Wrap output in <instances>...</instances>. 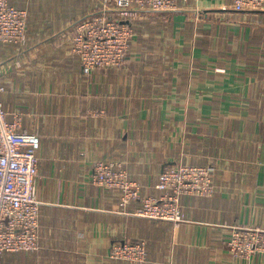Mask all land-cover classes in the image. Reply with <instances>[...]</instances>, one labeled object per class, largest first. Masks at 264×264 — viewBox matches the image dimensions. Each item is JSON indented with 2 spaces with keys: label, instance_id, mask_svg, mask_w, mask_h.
Listing matches in <instances>:
<instances>
[{
  "label": "crops",
  "instance_id": "crops-1",
  "mask_svg": "<svg viewBox=\"0 0 264 264\" xmlns=\"http://www.w3.org/2000/svg\"><path fill=\"white\" fill-rule=\"evenodd\" d=\"M29 12L26 39L0 43L8 118L40 138L39 248L1 264H131L117 240L147 241L142 264H264L236 255L235 226L264 230V10L232 0L141 11L119 68L84 73L72 52L79 20L105 0H10ZM121 162L142 195L177 163L213 165L212 195L181 197L185 219L136 215L140 201L92 181L94 163Z\"/></svg>",
  "mask_w": 264,
  "mask_h": 264
},
{
  "label": "built area",
  "instance_id": "built-area-1",
  "mask_svg": "<svg viewBox=\"0 0 264 264\" xmlns=\"http://www.w3.org/2000/svg\"><path fill=\"white\" fill-rule=\"evenodd\" d=\"M106 6L93 11L78 21L72 35V52L78 56L84 73L96 69L121 67L127 57L134 35L133 20L141 11H168L178 8L180 1L189 0H105ZM238 11L264 10V0H232ZM29 12L0 0V43L19 44L26 39ZM0 82V264L9 251L39 248V200L36 198L38 150L40 138L22 129L20 114L8 118ZM211 164L175 163L165 166L158 176V197L142 195L140 185L131 180L121 162L99 160L94 163L92 181L120 191L121 204L127 206L140 201L136 215L171 221L175 235L185 219L181 197L184 194L212 195L214 192ZM228 244L236 255L264 252V230L235 226ZM145 239L117 240L109 255L131 264H142L147 259Z\"/></svg>",
  "mask_w": 264,
  "mask_h": 264
}]
</instances>
